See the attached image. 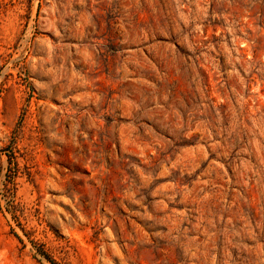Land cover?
<instances>
[{
	"label": "rangeland",
	"instance_id": "obj_1",
	"mask_svg": "<svg viewBox=\"0 0 264 264\" xmlns=\"http://www.w3.org/2000/svg\"><path fill=\"white\" fill-rule=\"evenodd\" d=\"M0 264H264V0H0Z\"/></svg>",
	"mask_w": 264,
	"mask_h": 264
}]
</instances>
